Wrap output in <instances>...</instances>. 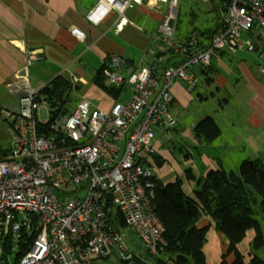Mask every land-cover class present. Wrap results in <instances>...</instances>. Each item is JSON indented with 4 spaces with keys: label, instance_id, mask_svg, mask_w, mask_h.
Masks as SVG:
<instances>
[{
    "label": "built area",
    "instance_id": "1",
    "mask_svg": "<svg viewBox=\"0 0 264 264\" xmlns=\"http://www.w3.org/2000/svg\"><path fill=\"white\" fill-rule=\"evenodd\" d=\"M149 1L166 5L152 35L166 52L132 71L123 57L105 59L104 84L119 90L109 110L84 97L71 112H56L44 88L29 83L4 106L11 149L0 160V264H11L2 257L15 235L31 240L18 264H155L150 257L159 254L165 228L154 213L152 177L158 133L168 137L177 125L171 87H195L197 71L227 47L253 51L247 35L264 40V0H231L216 33L184 41L176 31L180 0ZM143 2L98 0L88 19L95 26L117 11L119 33L125 12ZM38 60L30 53L27 66ZM78 83L71 79L72 87Z\"/></svg>",
    "mask_w": 264,
    "mask_h": 264
},
{
    "label": "crops",
    "instance_id": "2",
    "mask_svg": "<svg viewBox=\"0 0 264 264\" xmlns=\"http://www.w3.org/2000/svg\"><path fill=\"white\" fill-rule=\"evenodd\" d=\"M204 1L210 3L211 11L217 10L213 17L215 24L213 28L218 22L223 23L224 13L220 0ZM97 2L98 0H0V149L6 151L5 157L10 153L11 135L4 106H8L15 100L14 90L15 92L21 90L25 83H29L32 89L39 90L57 77H62L69 83L72 78H77L79 80L77 85H87L89 84L86 79L89 74L87 71L93 68L91 86L84 97L95 103L97 107L109 110L113 95L107 94L93 82L94 76L103 67L105 59L110 55L123 57L127 60L126 70L132 71L150 63L153 55L166 52L165 49H160L161 43L152 38L165 16L166 5L144 0L141 6L125 12L128 24L122 32L118 33L116 32L119 18L117 11L109 12L95 26L90 23L88 16ZM75 29L84 34L82 40L72 34ZM261 48L264 51V46L259 43L253 51ZM30 53L36 54L39 60L28 67L27 59ZM226 54L225 49L213 61L223 62ZM213 61L210 69H205L206 74L202 73L203 70L197 71V84L200 83L201 75L205 76L206 84L211 85L214 82V77L219 71ZM227 64L230 65V62ZM238 65V74L248 75V81L253 87L251 90L258 88L257 93L248 102V106L254 109L257 115L249 112L250 114L247 113L246 116H248V125L252 129L257 131L263 129L264 139V89H260L262 85L260 79L251 74L253 67H243L241 63ZM207 78H211L212 82H208ZM182 86L184 85L179 82L172 85L171 106L175 104L178 96H182ZM196 86L193 88L188 86L189 91ZM222 87L223 85H218L217 91ZM215 95L212 93V96ZM199 97L201 100L206 99L201 95ZM223 100L226 106L229 101ZM220 109L224 110V106ZM230 120L233 126L229 133L232 135H230L231 139H228V133L215 120L221 129L219 139L214 145L198 142L196 153L200 158L201 166L188 167L197 176L205 174L210 169H216L219 164L226 170H232L228 168L229 159L233 158L234 148H238L241 131L237 122L231 118H226L225 123L229 124ZM8 138H10V144L6 145ZM156 146L158 152L155 157L154 176L164 185L175 182L177 178L184 179L185 172H175L172 177H166L165 171H160L165 161L160 154L162 144L156 142ZM181 155V161L193 156L190 149ZM4 156H0V160L4 159ZM182 157H184L183 160ZM257 160L264 165V161L260 158ZM183 188L191 194L195 189V183L184 180ZM200 226L207 227L206 242L203 247L207 264H222V256L228 250L229 241L215 230L209 218H203ZM254 238L255 232L249 230L244 240L238 245V250L247 263L253 258L251 244ZM257 255L264 259V252L258 251ZM232 260V256L228 258V261Z\"/></svg>",
    "mask_w": 264,
    "mask_h": 264
},
{
    "label": "trees",
    "instance_id": "3",
    "mask_svg": "<svg viewBox=\"0 0 264 264\" xmlns=\"http://www.w3.org/2000/svg\"><path fill=\"white\" fill-rule=\"evenodd\" d=\"M229 2L231 0H222L223 12L224 4ZM222 26L223 23L218 22L214 28L193 30L185 39L193 35H213ZM247 37L255 47L259 43L264 44V40L255 31L248 33ZM101 71L102 68L94 76L93 82L107 94L117 96L119 90L104 84ZM202 73L206 74V70ZM207 81L212 82L211 78H207ZM71 86L68 80L57 77L42 90L48 95L56 112H70L64 109L67 95L62 100H58L57 95L61 91L67 93ZM194 134L202 144H211L221 136V129L215 119L208 116L195 125ZM5 152L0 149V156H4ZM184 180L195 183L191 194L184 190ZM152 182L155 185L154 213L164 226L165 232L164 244L161 245L159 254L150 257L151 262L207 264L203 252L207 227L200 226L206 217L213 222L215 230L229 241L228 250L222 256V264H264V259L257 255L258 251L264 252V165L259 160L243 161L237 172L226 170L219 164L216 169H210L200 176L188 168L185 170L184 179L177 178L175 182L167 185L155 176L152 177ZM120 225H123L122 221ZM249 230L255 232V238L251 244L253 258L247 263L239 252L238 245ZM10 239L5 244L2 257L4 263L8 262L12 254ZM18 243L19 249L12 264H18L23 258L29 250L31 240L26 237ZM231 256L233 260L228 261Z\"/></svg>",
    "mask_w": 264,
    "mask_h": 264
},
{
    "label": "rangeland",
    "instance_id": "4",
    "mask_svg": "<svg viewBox=\"0 0 264 264\" xmlns=\"http://www.w3.org/2000/svg\"><path fill=\"white\" fill-rule=\"evenodd\" d=\"M211 9L210 3L204 0H180L176 21L178 39L186 40L185 38L193 30L203 31L213 28L215 25L213 17L217 13V10L211 11ZM242 39L244 42H247L245 37ZM261 45L264 46V44ZM157 46L159 48V44ZM160 49L165 48L160 45ZM226 53L223 62L213 61L219 72H217L211 85L205 83V76L203 75L199 78L200 83L192 91H189L190 88L186 83L179 82L186 87L182 86V96H178L175 104L170 107L171 113L177 118V126L170 132V136L168 137L158 133L156 141L162 144L160 154L165 162L160 171H165L166 177H172L175 172H185L186 168L191 166H201L200 158L196 153L199 141L195 138L194 125L208 116L215 118L220 123L221 128L228 133V139H231L232 135L229 133L232 131L231 128L233 126L231 120L229 124L225 123L226 118H231L240 127L241 139L238 148H234L233 158L229 159V169L237 172L241 163L245 160H257L260 158L264 161L263 129L260 131L252 129L248 125V116H246L249 112L257 115L255 110L248 106V102L257 93L256 90L258 88L251 90L253 87L251 82L248 81V75H244V73H239V75L237 70L240 63L243 67H253L251 74L260 79L262 84L260 89H264V51L262 48L258 51H249L246 45L241 49L227 47ZM229 62L230 65L227 64ZM87 72L89 74L86 76V79L89 81V84H79L76 87L71 86V89L67 93L64 92V95H67V97L65 96L67 99L65 98L64 109L67 111L73 110L78 101L88 93L94 69L92 68ZM218 85H223L219 91H217ZM212 93L216 95L212 96ZM200 95L206 97V99L201 100ZM127 98L128 94L124 96V99ZM223 99L229 101L228 104L226 103V106ZM223 106L224 110H221L220 107ZM234 134L237 133L234 132ZM9 140L10 138L6 141V145L10 144ZM217 140L212 144L214 145ZM189 149L193 156H189L187 160L181 161V154L184 155ZM18 244V235H15L11 242L12 254L8 259L11 264L15 261L19 249Z\"/></svg>",
    "mask_w": 264,
    "mask_h": 264
},
{
    "label": "water",
    "instance_id": "5",
    "mask_svg": "<svg viewBox=\"0 0 264 264\" xmlns=\"http://www.w3.org/2000/svg\"><path fill=\"white\" fill-rule=\"evenodd\" d=\"M63 96H64V91H61V92L57 95L58 100H62Z\"/></svg>",
    "mask_w": 264,
    "mask_h": 264
}]
</instances>
